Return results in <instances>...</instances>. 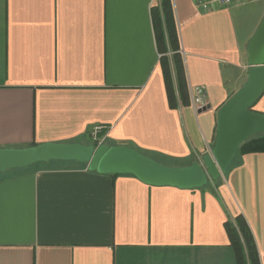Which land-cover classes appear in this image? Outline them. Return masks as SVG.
<instances>
[{"label": "crops", "instance_id": "0c3cea01", "mask_svg": "<svg viewBox=\"0 0 264 264\" xmlns=\"http://www.w3.org/2000/svg\"><path fill=\"white\" fill-rule=\"evenodd\" d=\"M201 1L210 0H0V148L127 145L179 162L169 166L202 164L221 107L248 77L255 32H239L234 10L255 0ZM170 29L190 95L175 108L161 62L172 57ZM252 110L264 113V90ZM69 162L0 175V264H237L226 222L238 215L264 264V152L238 154L198 188Z\"/></svg>", "mask_w": 264, "mask_h": 264}, {"label": "water", "instance_id": "95a60500", "mask_svg": "<svg viewBox=\"0 0 264 264\" xmlns=\"http://www.w3.org/2000/svg\"><path fill=\"white\" fill-rule=\"evenodd\" d=\"M248 64L247 80L219 111L212 155L205 156L202 164L169 166L127 145L44 142L0 148V174L63 160L87 163L91 170L101 173L133 174L150 185L202 187L210 179L218 178L221 171L226 172L243 142L264 133V113L252 110L264 90V15L249 41Z\"/></svg>", "mask_w": 264, "mask_h": 264}, {"label": "trees", "instance_id": "16d2710c", "mask_svg": "<svg viewBox=\"0 0 264 264\" xmlns=\"http://www.w3.org/2000/svg\"><path fill=\"white\" fill-rule=\"evenodd\" d=\"M169 35L172 41L170 42L171 50L173 51L172 57L170 58L167 54H164L161 62L164 70L169 103L171 107L175 108L180 104L189 103L190 95L187 87L183 59L177 51L179 43L175 37L176 33L170 29ZM173 68L174 74L172 71ZM94 145L97 146L95 143ZM247 152H264V133L256 134L243 142L239 147L237 155ZM75 162L81 167H87L88 165L87 163ZM113 175L116 177L120 174ZM226 229L231 240V245L235 250L237 264H261L254 236L245 217L243 215H238L233 220H227Z\"/></svg>", "mask_w": 264, "mask_h": 264}, {"label": "rangeland", "instance_id": "374dc122", "mask_svg": "<svg viewBox=\"0 0 264 264\" xmlns=\"http://www.w3.org/2000/svg\"><path fill=\"white\" fill-rule=\"evenodd\" d=\"M264 8V0H255V2H252L251 5H248V7H245L243 11L240 12V10L236 9L234 10V17L236 21L237 28L241 34L247 33L250 31H256L253 30L256 25V18H257V12H259V9ZM258 27V26H257ZM253 32V33H254ZM91 141L89 138L85 140L86 143H89ZM159 158V157H158ZM160 161L168 164V165H178L179 162H176L174 160H168L164 158H159ZM54 162V161H53ZM70 164H78L75 161L69 162ZM38 164H46V163H38ZM13 171L8 170L6 173L11 174ZM4 174V173H1ZM0 174V175H1Z\"/></svg>", "mask_w": 264, "mask_h": 264}, {"label": "built area", "instance_id": "2783aa9c", "mask_svg": "<svg viewBox=\"0 0 264 264\" xmlns=\"http://www.w3.org/2000/svg\"><path fill=\"white\" fill-rule=\"evenodd\" d=\"M253 0H210L209 2H202L203 8H209L211 5L218 6H232L234 4H241L244 2H250ZM205 89L203 87H197L196 91H191V102L194 108H201L205 104ZM105 127L102 124H97L93 127L92 138L95 142L102 143L106 140L107 135L104 131Z\"/></svg>", "mask_w": 264, "mask_h": 264}]
</instances>
